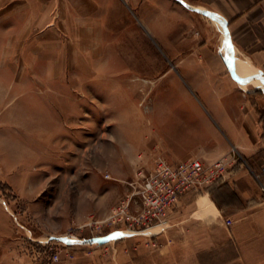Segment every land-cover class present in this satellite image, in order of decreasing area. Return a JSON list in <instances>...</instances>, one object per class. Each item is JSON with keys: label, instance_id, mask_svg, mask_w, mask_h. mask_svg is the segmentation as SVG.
Segmentation results:
<instances>
[{"label": "rangeland", "instance_id": "rangeland-1", "mask_svg": "<svg viewBox=\"0 0 264 264\" xmlns=\"http://www.w3.org/2000/svg\"><path fill=\"white\" fill-rule=\"evenodd\" d=\"M43 6L0 0V264H226L213 245L229 234L221 226L228 218H204L208 203L197 218L181 206L138 233L113 219L155 159L212 163L227 155L212 145L207 98L167 65L157 43L147 64L143 28L123 35L124 62H134L112 72L123 82L83 81L79 75L100 68L76 63L83 50L74 59L90 43L48 32ZM201 112L204 145L196 137ZM251 252L246 261L255 264ZM260 254L264 260V248Z\"/></svg>", "mask_w": 264, "mask_h": 264}, {"label": "crops", "instance_id": "crops-1", "mask_svg": "<svg viewBox=\"0 0 264 264\" xmlns=\"http://www.w3.org/2000/svg\"><path fill=\"white\" fill-rule=\"evenodd\" d=\"M181 1L214 17L193 11ZM43 2L39 16L44 17L45 27H51L48 32L69 34L75 42L83 35L90 43L75 48L74 59L83 50L84 61L76 63L100 68L79 75L83 81L123 82L122 76L112 74L134 63L124 62L123 35L132 28L138 37L143 28L151 44L147 64L154 65L150 51L155 53L157 43L167 65L178 68L179 76L203 93L211 106L212 145L223 147L226 153L222 155H233L234 161L216 184L203 194L186 195L179 207L190 208L191 220L201 213L200 203H208L210 213L204 218L233 221L231 226L220 223L229 234L213 245V250L227 254L226 264H253L246 261L245 251H254L249 257L257 259L255 264H264L260 254L264 248V177L257 178L264 166V0ZM196 121L197 144L204 145L203 112Z\"/></svg>", "mask_w": 264, "mask_h": 264}, {"label": "built area", "instance_id": "built-area-1", "mask_svg": "<svg viewBox=\"0 0 264 264\" xmlns=\"http://www.w3.org/2000/svg\"><path fill=\"white\" fill-rule=\"evenodd\" d=\"M233 161V155L223 156L209 164L192 157L177 162L157 158L150 169H141L136 174V180L131 183L132 194L116 208L113 219L128 225L124 231L131 233L161 225L171 218L183 197L207 191L223 177ZM263 177L264 166L261 174L257 175L259 180ZM134 204L136 214L132 211ZM225 223L231 226L233 221L227 219Z\"/></svg>", "mask_w": 264, "mask_h": 264}, {"label": "water", "instance_id": "water-1", "mask_svg": "<svg viewBox=\"0 0 264 264\" xmlns=\"http://www.w3.org/2000/svg\"><path fill=\"white\" fill-rule=\"evenodd\" d=\"M181 2H182V1H181ZM182 3H184V2H182ZM184 5H186L189 9H191V10H193V11H196V12H199V13H203V14H205V15H207V16H210V17H214L211 13H208V12L203 11V10H201V9H198V8L192 7V6H190V5L186 4V3H184Z\"/></svg>", "mask_w": 264, "mask_h": 264}, {"label": "trees", "instance_id": "trees-1", "mask_svg": "<svg viewBox=\"0 0 264 264\" xmlns=\"http://www.w3.org/2000/svg\"><path fill=\"white\" fill-rule=\"evenodd\" d=\"M113 231H114V229L111 232H113Z\"/></svg>", "mask_w": 264, "mask_h": 264}]
</instances>
